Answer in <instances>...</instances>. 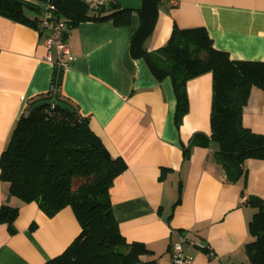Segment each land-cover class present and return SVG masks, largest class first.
<instances>
[{
  "label": "crops",
  "instance_id": "obj_1",
  "mask_svg": "<svg viewBox=\"0 0 264 264\" xmlns=\"http://www.w3.org/2000/svg\"><path fill=\"white\" fill-rule=\"evenodd\" d=\"M116 1L135 9L141 4ZM135 9L129 25L84 20L73 26L60 83V93L88 117L110 155L126 163L109 188L120 230L151 249L141 255L147 264H171V243L185 232L195 241L183 246L193 264H247L244 244L255 208L244 198L264 196V159L247 158L245 176L230 182L214 147L190 143L195 132H211L212 74L188 79V110L176 124L171 79L156 78L142 57L130 53L139 23ZM174 23L205 26L214 47L233 59L264 60V0H162L145 49L163 45ZM43 37L37 27L0 13V154L26 104L52 84L54 66ZM242 119L264 133V85L250 89ZM2 203L19 210L15 233L0 224V264H41L80 231L71 206L49 216L35 201L10 196L9 183L0 179Z\"/></svg>",
  "mask_w": 264,
  "mask_h": 264
},
{
  "label": "trees",
  "instance_id": "obj_2",
  "mask_svg": "<svg viewBox=\"0 0 264 264\" xmlns=\"http://www.w3.org/2000/svg\"><path fill=\"white\" fill-rule=\"evenodd\" d=\"M161 2L141 0L135 9L116 0L99 8H90L84 0H0V13L38 28V17L46 5H52L66 22L67 36L84 20L129 25L135 9L139 23L130 36V53L142 57L156 78L171 79L176 124L188 110V79L211 72V132H195L190 143L214 147L226 179L235 181L245 176L247 158L264 159V133L246 126L242 119L250 89L264 85V60L231 58L227 51L214 47L202 25L174 23L163 45L146 50L143 43L156 24ZM31 12L33 16L28 15ZM53 73L52 82L60 84L63 71ZM41 95L26 104L0 154V179L9 183L10 196L35 201L49 216L69 205L80 225L66 248L41 264L149 263L142 262L141 255L151 249L142 241H128L112 210L109 188L126 167L124 159L110 155L88 117L60 90L49 89ZM244 203L255 208L248 223L251 238L244 244L247 264H264V196L248 194ZM18 210L9 203L0 205V224L6 223L10 234L17 231Z\"/></svg>",
  "mask_w": 264,
  "mask_h": 264
},
{
  "label": "built area",
  "instance_id": "obj_3",
  "mask_svg": "<svg viewBox=\"0 0 264 264\" xmlns=\"http://www.w3.org/2000/svg\"><path fill=\"white\" fill-rule=\"evenodd\" d=\"M90 8H99L110 0H84ZM174 0H171V2ZM38 30L44 33V44L48 51L46 58L53 63L54 70L62 72L68 67L71 53L66 42V22L55 13L52 5H46L42 13L37 19ZM54 51V54L52 53ZM54 93L60 90V84L52 82L50 88ZM186 241L195 242L190 239L188 234H179L171 243V264H193V257L184 250ZM206 245H203V248Z\"/></svg>",
  "mask_w": 264,
  "mask_h": 264
}]
</instances>
